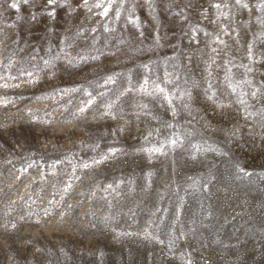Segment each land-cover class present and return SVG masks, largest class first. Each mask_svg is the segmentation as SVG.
Masks as SVG:
<instances>
[{
    "label": "rangeland",
    "instance_id": "obj_1",
    "mask_svg": "<svg viewBox=\"0 0 264 264\" xmlns=\"http://www.w3.org/2000/svg\"><path fill=\"white\" fill-rule=\"evenodd\" d=\"M0 264H264V0H0Z\"/></svg>",
    "mask_w": 264,
    "mask_h": 264
},
{
    "label": "snow or ice",
    "instance_id": "obj_2",
    "mask_svg": "<svg viewBox=\"0 0 264 264\" xmlns=\"http://www.w3.org/2000/svg\"><path fill=\"white\" fill-rule=\"evenodd\" d=\"M25 2H26V0H25ZM241 2H242V0H236V3H237V4H241ZM48 3H49L50 5H51V4H54V3H55V0H48ZM85 3H87V0H85ZM96 6L99 7L100 5L98 4V5H96ZM242 6H243V7H247V4H243ZM11 7L16 8V7H17V4H16V3H13V4L11 5ZM215 7L219 8L220 5H215ZM106 12H107V9H105V13H106ZM249 55L251 56V46H250V48H249ZM252 95H253V97H255V96L257 95V93H256V92H253ZM241 103H243V101H241ZM85 167H88V165H85Z\"/></svg>",
    "mask_w": 264,
    "mask_h": 264
}]
</instances>
